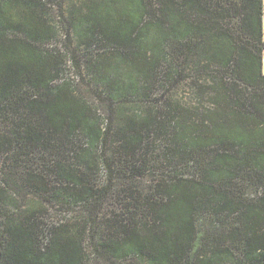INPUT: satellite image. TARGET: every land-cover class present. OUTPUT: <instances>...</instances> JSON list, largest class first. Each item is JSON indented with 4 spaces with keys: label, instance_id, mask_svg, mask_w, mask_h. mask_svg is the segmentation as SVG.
I'll list each match as a JSON object with an SVG mask.
<instances>
[{
    "label": "trees",
    "instance_id": "1",
    "mask_svg": "<svg viewBox=\"0 0 264 264\" xmlns=\"http://www.w3.org/2000/svg\"><path fill=\"white\" fill-rule=\"evenodd\" d=\"M47 1L0 0V264H183L206 208L192 264H264V0H88L89 98L40 49Z\"/></svg>",
    "mask_w": 264,
    "mask_h": 264
},
{
    "label": "rangeland",
    "instance_id": "2",
    "mask_svg": "<svg viewBox=\"0 0 264 264\" xmlns=\"http://www.w3.org/2000/svg\"><path fill=\"white\" fill-rule=\"evenodd\" d=\"M88 0H49L47 1L48 7L43 10V15L49 19L53 28L52 34L49 38L44 39L40 45V49L46 53L58 54L61 60L52 62L55 69L59 70V80H75L78 79V92L84 97H91L92 91L89 85L86 84V77L88 71H92L91 66L97 65L99 55L102 52L110 49L107 45H101L98 40L92 39L88 26L82 24L81 27L76 26L77 19L82 16L85 8V3ZM73 16L74 25L66 24L65 19H70ZM63 17V18H62ZM190 20L198 24H207L209 19L202 11L195 10L194 15ZM78 27V28H77ZM13 34L10 33V36ZM195 41L199 38L200 44L192 47L191 49L183 50L181 58V65L186 66L189 64L192 68L196 67L198 76L201 81L211 75L210 68H204L202 62L205 61L204 55L208 52L206 48V37L197 32ZM204 38V39H202ZM189 67H186L188 69ZM182 93V92H181ZM178 94V97H186L185 94ZM0 124V130L2 129ZM224 213L218 214L215 208H206L204 213L198 214L199 222L197 224V236L194 245V253L185 259L183 264H192L194 261V254L202 252L200 249L202 243H205L210 236L221 234L222 226L220 219ZM201 219V220H200ZM213 221L212 223L210 221ZM201 254V253H200ZM100 264H111L105 259H100ZM131 264H134L133 262ZM224 264H230L228 262Z\"/></svg>",
    "mask_w": 264,
    "mask_h": 264
},
{
    "label": "built area",
    "instance_id": "3",
    "mask_svg": "<svg viewBox=\"0 0 264 264\" xmlns=\"http://www.w3.org/2000/svg\"><path fill=\"white\" fill-rule=\"evenodd\" d=\"M52 212H54V211L52 210ZM54 213H55V214H58V215L61 214L60 212H54Z\"/></svg>",
    "mask_w": 264,
    "mask_h": 264
}]
</instances>
